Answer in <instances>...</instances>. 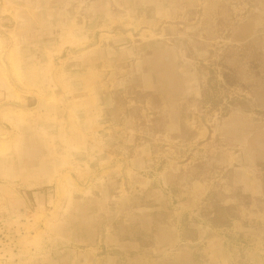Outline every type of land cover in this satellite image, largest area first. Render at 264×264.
Returning a JSON list of instances; mask_svg holds the SVG:
<instances>
[{"label":"rangeland","instance_id":"1","mask_svg":"<svg viewBox=\"0 0 264 264\" xmlns=\"http://www.w3.org/2000/svg\"><path fill=\"white\" fill-rule=\"evenodd\" d=\"M0 4V264H264V0Z\"/></svg>","mask_w":264,"mask_h":264},{"label":"bare ground","instance_id":"2","mask_svg":"<svg viewBox=\"0 0 264 264\" xmlns=\"http://www.w3.org/2000/svg\"><path fill=\"white\" fill-rule=\"evenodd\" d=\"M0 38H2V36H0ZM3 39V38H2ZM1 42V41H0ZM0 49H1V44H0ZM6 48H3L1 53H0V65L2 66V68L4 70H6V65L3 61V56H4V52H5ZM9 57H10V65H11V69L12 71L15 73V68H14V55H13V51L11 50L10 53H9ZM3 74V73H2ZM1 74V75H2ZM17 76V75H16Z\"/></svg>","mask_w":264,"mask_h":264},{"label":"crops","instance_id":"3","mask_svg":"<svg viewBox=\"0 0 264 264\" xmlns=\"http://www.w3.org/2000/svg\"><path fill=\"white\" fill-rule=\"evenodd\" d=\"M174 1H175V0H172V2H174ZM186 1H190V0H186ZM164 3H165V1H164V2H161V5L164 6ZM0 5H1V4H0ZM163 10H164V8H162V11H163ZM3 21H4V17L1 16V17H0V23L3 22ZM0 33L4 36L3 32H1V30H0ZM1 34H0V36H2ZM2 38H3V37H2ZM2 40H3V39H2Z\"/></svg>","mask_w":264,"mask_h":264},{"label":"water","instance_id":"4","mask_svg":"<svg viewBox=\"0 0 264 264\" xmlns=\"http://www.w3.org/2000/svg\"><path fill=\"white\" fill-rule=\"evenodd\" d=\"M1 34V33H0ZM2 35V34H1ZM4 37V36H3Z\"/></svg>","mask_w":264,"mask_h":264}]
</instances>
